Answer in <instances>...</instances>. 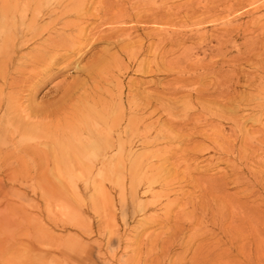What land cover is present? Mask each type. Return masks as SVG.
<instances>
[{"label": "rangeland", "instance_id": "1", "mask_svg": "<svg viewBox=\"0 0 264 264\" xmlns=\"http://www.w3.org/2000/svg\"><path fill=\"white\" fill-rule=\"evenodd\" d=\"M0 264H264V0H0Z\"/></svg>", "mask_w": 264, "mask_h": 264}, {"label": "bare ground", "instance_id": "2", "mask_svg": "<svg viewBox=\"0 0 264 264\" xmlns=\"http://www.w3.org/2000/svg\"><path fill=\"white\" fill-rule=\"evenodd\" d=\"M27 149V148H26ZM25 151V150H24ZM33 152V151H32Z\"/></svg>", "mask_w": 264, "mask_h": 264}]
</instances>
